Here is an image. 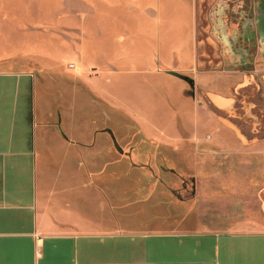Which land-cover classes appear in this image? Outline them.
Returning a JSON list of instances; mask_svg holds the SVG:
<instances>
[{
  "label": "crops",
  "instance_id": "obj_1",
  "mask_svg": "<svg viewBox=\"0 0 264 264\" xmlns=\"http://www.w3.org/2000/svg\"><path fill=\"white\" fill-rule=\"evenodd\" d=\"M29 1L14 0L36 33ZM54 1L90 6L101 36L94 39L87 15L77 24H45L60 31V40L53 42L51 32L32 39L29 32L28 51L47 55L33 59L40 72L15 63L0 68V264H264V228L223 232L200 223L190 229L196 221L184 210L166 219L161 198L132 202V178L117 175L109 159L115 147L101 150L110 112L135 115L110 94L121 78L114 75L116 52H125L129 64L120 80L145 91L153 84L148 76L180 85V77L198 70L197 0ZM128 5L131 12L139 7L137 43L115 34L117 23L133 34L124 23ZM90 52L94 61L85 66ZM84 95L89 112L79 102ZM209 97L219 110L235 105L225 89ZM104 155L109 158L101 161Z\"/></svg>",
  "mask_w": 264,
  "mask_h": 264
},
{
  "label": "rangeland",
  "instance_id": "obj_2",
  "mask_svg": "<svg viewBox=\"0 0 264 264\" xmlns=\"http://www.w3.org/2000/svg\"><path fill=\"white\" fill-rule=\"evenodd\" d=\"M222 1L197 0L198 70L186 77L188 81L181 80L182 85L148 76L153 84L150 83L152 85L145 91L133 83L122 81L120 79L128 71L129 64L125 61V52H116L115 66L119 71L114 75L121 78L112 84L110 94L116 98L117 105H127L135 115L129 116L119 110L116 114L110 112L108 123L111 131L109 136L100 138L101 150L103 146H109L111 153L115 147L113 157L108 158L115 159L113 170L117 175H130L132 178L133 203H155L161 198L166 219L168 215L170 219L180 218L178 212L183 210L188 219L194 217L196 224L189 225L190 229L197 230L200 223L223 232L248 230L252 224L263 229L264 127H257L256 122L245 115L242 106L245 100L264 106V84L253 83L236 94V89L243 82L238 71L240 66L223 63L222 49L217 41V36L222 33L215 26L219 23L213 16L220 12ZM29 2L32 4V24L40 25L33 30L39 35L51 32L53 42L59 43L60 31L55 27L45 29L44 25L48 28L51 24L58 26L63 22L77 24L80 15L89 16L87 28L93 32L94 39L101 36L90 19V6L74 2L65 5L54 0ZM235 5L232 0L228 8L230 13L234 12ZM130 6L124 23L128 27L126 30L133 34L128 36L119 23L115 34H122L137 43L140 35L139 7L131 12ZM27 15L14 0H0V68L14 66L15 63L20 69L42 70V65L33 59H46L47 55L28 51L32 29ZM62 16H68L67 21ZM30 33L32 39L39 38L35 32ZM49 54L64 60L68 55ZM85 54L87 57L88 53ZM102 57L99 55L98 62L104 66ZM68 58L75 61L73 54ZM93 61L90 52L84 65ZM52 62L55 64L54 59ZM68 68L72 69L73 64ZM254 73L248 70L243 74L252 81ZM205 76L214 78L208 83L200 82L199 79ZM223 89L237 101L229 111L219 110L210 101L212 92ZM79 98L85 112H89L90 99L85 95ZM108 158L100 156L101 161ZM170 229L175 230L174 227Z\"/></svg>",
  "mask_w": 264,
  "mask_h": 264
},
{
  "label": "flooded vegetation",
  "instance_id": "obj_3",
  "mask_svg": "<svg viewBox=\"0 0 264 264\" xmlns=\"http://www.w3.org/2000/svg\"><path fill=\"white\" fill-rule=\"evenodd\" d=\"M234 1L236 5L233 13L228 10L232 0H223L220 12L213 16L219 23H215V26L222 33L217 36V41L222 49L223 63L240 66L238 71L242 75L243 82L236 89V94L239 95V90H244L253 83L264 84V0ZM248 70L255 71L252 81L243 74ZM258 87L260 91V86ZM236 105L235 100L234 107ZM263 107L253 100H245L242 110L247 117L256 122L257 127L263 128Z\"/></svg>",
  "mask_w": 264,
  "mask_h": 264
},
{
  "label": "water",
  "instance_id": "obj_4",
  "mask_svg": "<svg viewBox=\"0 0 264 264\" xmlns=\"http://www.w3.org/2000/svg\"><path fill=\"white\" fill-rule=\"evenodd\" d=\"M181 79H184V80H187L188 81V79L186 77H181ZM191 85H193V82H191Z\"/></svg>",
  "mask_w": 264,
  "mask_h": 264
}]
</instances>
